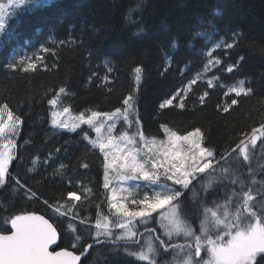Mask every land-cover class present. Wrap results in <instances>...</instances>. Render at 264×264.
I'll use <instances>...</instances> for the list:
<instances>
[{
  "label": "trees",
  "instance_id": "1",
  "mask_svg": "<svg viewBox=\"0 0 264 264\" xmlns=\"http://www.w3.org/2000/svg\"><path fill=\"white\" fill-rule=\"evenodd\" d=\"M10 11L0 35V105L7 104L22 124L19 135L10 138L14 146L0 137V151L9 144L16 156L9 167L15 179L0 188V230L10 229L4 221L16 214L41 213L61 221L62 247L73 250L74 234L65 231L67 218L58 217L54 206L69 190L103 193L102 155L83 138L81 129L87 127L69 132L51 126L49 100L60 88L66 90L64 105L74 112H114L139 87L138 114L147 136L163 138L162 125L181 135L199 128L206 146L217 152L264 123V0H34ZM219 42L233 46L208 57ZM24 51L43 56V63L27 74L10 71L8 63L20 60ZM216 58L221 63L205 75L208 60ZM228 65L233 72L226 71ZM136 67L142 69L140 79ZM197 76L214 77L215 85L200 79L187 93L184 109H160L164 99ZM240 81L252 94L241 96L229 113L220 111L218 105L227 106L234 96L225 95L228 88ZM205 91L209 95L200 104ZM258 178L264 179L263 170ZM95 199L84 202L82 216L94 215ZM77 226L87 239L84 226ZM104 249L97 245L83 264L118 263L119 254Z\"/></svg>",
  "mask_w": 264,
  "mask_h": 264
},
{
  "label": "snow or ice",
  "instance_id": "2",
  "mask_svg": "<svg viewBox=\"0 0 264 264\" xmlns=\"http://www.w3.org/2000/svg\"><path fill=\"white\" fill-rule=\"evenodd\" d=\"M31 3L34 0L0 3V35L5 32L10 10L18 4ZM176 46L173 42L172 47ZM223 46L216 45L217 48ZM232 46L226 45L227 48ZM42 51L48 53L51 50L43 48ZM212 55L211 51L207 52L208 57ZM43 61L44 57L37 55L13 59L7 67L12 72L22 70L27 74L36 71ZM220 63L218 58L209 59L205 67L214 68ZM170 67L171 64L165 67L164 72ZM134 71L140 79L142 69L136 67ZM183 71L181 69V74ZM226 71L233 72L234 66L228 65ZM196 83L193 78L185 88L164 99L160 109H184L187 93ZM243 85L244 81H240L239 86L225 93H234V96L226 101L227 106L218 105L220 111L229 113L233 106L241 103V96L252 94V89ZM208 86H212L211 80ZM59 92L64 93L65 89L60 88ZM208 95L206 91L200 95L199 103L203 104ZM133 101V95L128 94L123 98L122 108L118 107L114 112L90 111L89 115L80 113L71 125L60 119L70 112L68 107L51 113V123L57 128L75 132L83 124L96 133V139H90L89 132L81 129L83 138L102 155L103 193L94 192L92 188L84 189L81 194L69 190L66 199L54 206L58 217L67 218L65 231L74 234L73 250L62 247L64 233L57 226L61 223L59 219L50 222L51 217L35 213H20L12 216L10 221L5 219L4 223H10V229L0 230V264H83L82 257L86 258L90 250L97 245L106 247L109 244L113 245L112 251L123 250L140 264H158L155 255L160 250H163L162 254H169L170 249L174 250L170 264H264V189L254 187L258 182L250 167L247 178L241 171L252 159L250 151L256 148L257 140L264 144V123L253 127L250 133H243L244 138L234 147L217 152L206 146L204 133L199 128L181 135L162 125L165 138H149L144 134ZM49 104L55 109L57 99H50ZM117 117L123 122L120 130L117 129ZM20 124L22 121L7 104L0 105V137H8L9 144L14 146L10 138L19 135ZM133 128L135 132L129 135L127 129ZM117 132L118 135L114 134ZM9 144L4 145L6 151H0V188L15 179L9 167L16 156L10 151ZM237 161L240 166L234 167ZM83 167L87 168L88 164ZM217 170L216 187L211 191L207 186L203 189L206 197L199 209L200 226L194 229L181 212L184 197L206 174H214ZM115 177H119V185L114 183ZM259 183L264 184V181ZM16 185L25 187L18 179ZM221 189L224 191L222 198ZM212 196L216 199L209 203L208 197ZM91 197L96 198L91 201L96 211L92 216H82L79 209ZM77 224L84 226L87 239ZM155 224H159V228L151 226ZM137 225H144V231L157 243L149 242L145 248L144 232H140ZM174 236H183L185 242L175 243Z\"/></svg>",
  "mask_w": 264,
  "mask_h": 264
},
{
  "label": "rangeland",
  "instance_id": "3",
  "mask_svg": "<svg viewBox=\"0 0 264 264\" xmlns=\"http://www.w3.org/2000/svg\"><path fill=\"white\" fill-rule=\"evenodd\" d=\"M218 44L219 45H224L223 42L216 43V45H218ZM216 45L211 49V52L216 51L218 49H221L223 47H226V46H223V47L217 48ZM34 56L35 55L32 54V53L24 51L21 54L20 57H21V59H25L26 57H34ZM215 68L216 67H214V68H206L205 75L211 74L212 71ZM195 79L197 81H199L200 79H203L204 81H207V82L209 80H211L212 81V86L215 85V82H216V78H214V77H210L208 79H204L202 76H197ZM239 84L240 83L230 86L228 88V91L231 88L239 86ZM186 86L187 85H185L183 88H185ZM138 89H139V87H136V89L134 90V93L132 94L133 97H134L133 103L135 104V111H137V112H138V107H137V98H138L137 92H138ZM65 94H66V90H65L64 93H60L59 92L57 94V96L55 97V99H57V106L54 109L50 105L51 106V113L53 111H60L64 107H68V106L64 105L65 104V101H64ZM230 95H234V93H232ZM68 108L70 109V112L64 114L62 117H60V119L66 120L70 125L75 122V117H77L80 113H85V115H89L90 114V111H86L85 110V111H82V112H74L70 107H68ZM51 120H52V117H51ZM116 121H117V129L120 130L123 122L118 117L116 118ZM141 124H142V122H141ZM51 126H52L53 129H55L57 131H68V130H65V129H62V128H57V127L53 126L52 123H51ZM82 127H87L88 132L90 134V139H96V133L92 129H89V127L87 125H83V124L80 125V128H82ZM123 127L125 129L127 128L126 125H124ZM80 128H78V129H80ZM127 130H128V134L129 135H132L135 132V128L127 129ZM69 132H71V131H69ZM114 134L118 135L119 132L114 133ZM148 137L149 138H156V137H150V136H148ZM164 138L165 137L157 138V139H164ZM89 145L92 146L91 144H89ZM233 155L235 156V154H233ZM250 155L252 157L250 162L248 164H245L241 168V171L243 173V177H245V178L249 177V175H250L249 167H250L251 170H252L251 174L254 175L256 181L258 182V184L256 186H254V187H260L261 189H264V184H260L259 183L261 181H264V179L258 178V176L262 172V170L264 171V144H262L260 140H257L256 148L251 149ZM239 166L240 165H239L238 161L234 162V167H239ZM218 179H219V170H217V172L214 173V174H206L204 176V179L199 181V182H197L195 184V186L192 188V190L186 192V195L184 197V203L181 206V212L183 214V217L186 219V222L188 224H190L194 229H198L199 226H200L199 221H200L201 217H200L199 209L201 208V206H202V204L204 202V199L206 197V193H205V191L203 189H204L205 186H207L209 188V191H211L212 189H214L216 187ZM114 183L119 185V177H115L114 178ZM129 183H131V182H129ZM169 184H170V182H169ZM223 195H224V191H223V189H221L220 190V197L222 198ZM214 199H216L215 196L208 197L209 203H211V201L214 200ZM151 226L159 228V224H155V225H151ZM137 227H138L140 232H144L143 245H144L145 248L147 247V244L149 242H152L153 244L157 243L155 241H152L151 234H149V233L144 231V225H137ZM116 230L120 231L119 229H116ZM159 234L162 235V232L159 233ZM173 240H174L175 243H178V244H182V243L185 242V239H184L183 236H180V237H175L174 236ZM112 248H113V245L109 244V245H107L105 247L104 252L119 254L118 258L116 260L118 263H116V264H140V262H137L134 259V257L127 255L123 250H121L119 252H114V251H112ZM173 251L174 250L170 249L169 250V254H162L163 250H160L159 253L155 255V259L158 261V264H170V262L173 261ZM257 259L259 260V256L257 257Z\"/></svg>",
  "mask_w": 264,
  "mask_h": 264
},
{
  "label": "water",
  "instance_id": "4",
  "mask_svg": "<svg viewBox=\"0 0 264 264\" xmlns=\"http://www.w3.org/2000/svg\"><path fill=\"white\" fill-rule=\"evenodd\" d=\"M35 214H38V215H41V213H35ZM43 215V214H42ZM45 218H47L46 216H45ZM50 222H52V221H50ZM9 226H10V224H9ZM4 234H10L9 232L8 233H4ZM85 257H82V260L84 259Z\"/></svg>",
  "mask_w": 264,
  "mask_h": 264
}]
</instances>
